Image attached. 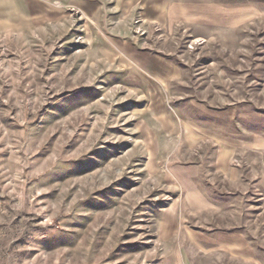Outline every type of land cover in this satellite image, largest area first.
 Wrapping results in <instances>:
<instances>
[{"label":"rangeland","instance_id":"374dc122","mask_svg":"<svg viewBox=\"0 0 264 264\" xmlns=\"http://www.w3.org/2000/svg\"><path fill=\"white\" fill-rule=\"evenodd\" d=\"M177 176L240 233L177 246ZM187 261L264 264V0H0V264Z\"/></svg>","mask_w":264,"mask_h":264},{"label":"crops","instance_id":"0c3cea01","mask_svg":"<svg viewBox=\"0 0 264 264\" xmlns=\"http://www.w3.org/2000/svg\"><path fill=\"white\" fill-rule=\"evenodd\" d=\"M216 152V170L222 171L223 177L226 178L228 182L234 181L236 178L235 176L225 175L227 174V170H229V163L227 161L229 159L228 154H231L232 151H228L225 147H222V149L217 147ZM176 180L178 184L183 186V193L180 194L179 199L181 207H179L178 210L179 215L183 216V218L179 220V225L181 224L182 226L177 227V232L182 229V233L188 234V236H179L176 238L177 246L181 244L182 247L201 248L206 245L205 243L201 244L202 239H200V237L190 236L191 231L200 233L201 235L199 236H205L207 230L222 234V236L226 234L230 236L234 227V223L232 222V218L234 219L233 213L235 214V218L240 216L241 204L224 203L227 199L233 198L234 195L229 191L219 188L220 179L213 177L212 180L207 181L208 185L213 186L212 192L209 193L207 191L205 192L199 186L203 180L199 183L198 178L196 181L195 177L177 176ZM188 189L191 191H188ZM239 197L242 198V194H239ZM245 212L247 213V211L243 212L244 215H246ZM188 226L192 229H189ZM235 228L240 233L241 225L238 228L234 227V229ZM222 236H220L218 240L210 241V245L217 249L233 248L234 245L228 243L230 242V238L226 239L225 236ZM233 239L239 240V238L235 236ZM188 262L189 261H187V263ZM187 263L184 262L183 264Z\"/></svg>","mask_w":264,"mask_h":264}]
</instances>
